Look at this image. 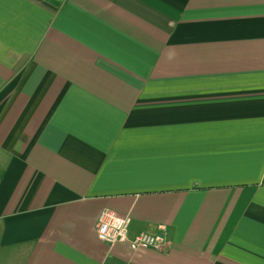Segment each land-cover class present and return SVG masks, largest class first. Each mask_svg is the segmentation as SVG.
<instances>
[{
	"label": "crops",
	"instance_id": "1",
	"mask_svg": "<svg viewBox=\"0 0 264 264\" xmlns=\"http://www.w3.org/2000/svg\"><path fill=\"white\" fill-rule=\"evenodd\" d=\"M0 264H264V0H0Z\"/></svg>",
	"mask_w": 264,
	"mask_h": 264
},
{
	"label": "built area",
	"instance_id": "2",
	"mask_svg": "<svg viewBox=\"0 0 264 264\" xmlns=\"http://www.w3.org/2000/svg\"><path fill=\"white\" fill-rule=\"evenodd\" d=\"M132 220L128 217L121 218L109 210L102 212L98 225V239L108 245L128 242L132 250L163 251L168 245L163 233H141L129 239Z\"/></svg>",
	"mask_w": 264,
	"mask_h": 264
}]
</instances>
